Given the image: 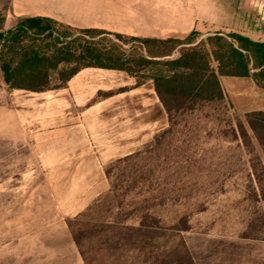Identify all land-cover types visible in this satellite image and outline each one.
Wrapping results in <instances>:
<instances>
[{
	"label": "rangeland",
	"instance_id": "374dc122",
	"mask_svg": "<svg viewBox=\"0 0 264 264\" xmlns=\"http://www.w3.org/2000/svg\"><path fill=\"white\" fill-rule=\"evenodd\" d=\"M220 82L224 100L177 117L171 132L156 106L150 114L160 129L150 141L101 149L44 145L60 124L46 108L50 100L10 90L0 73V264H264V239L241 236L264 211L250 174L253 164L264 166V142L236 134L253 108V86L248 78ZM149 144L155 150L121 165L142 171L139 189L122 208L111 198L96 205L110 186L105 168ZM144 212L152 226L139 229Z\"/></svg>",
	"mask_w": 264,
	"mask_h": 264
},
{
	"label": "trees",
	"instance_id": "16d2710c",
	"mask_svg": "<svg viewBox=\"0 0 264 264\" xmlns=\"http://www.w3.org/2000/svg\"><path fill=\"white\" fill-rule=\"evenodd\" d=\"M3 20L4 15L0 14V73L2 82L10 90H59L85 67L122 71L135 79V85L151 81L168 117L169 128L164 133L171 132L177 117L223 101L222 77L248 78L255 87L264 89V42L238 33L215 32L201 36L191 31L179 38H140L95 28L76 29L48 17H22L13 28L4 30ZM56 27L62 30L58 32ZM71 35L73 38L67 39ZM128 43L133 45L126 47ZM236 134L244 140L252 137L263 143L264 110L247 112L244 122L237 125ZM158 138L154 136V144L159 142ZM151 145L105 168L110 186L96 205L111 198L117 208H122L125 195L138 188V182L144 181L145 176L138 168L126 171L121 165L155 150ZM250 174L258 188L253 199L264 206V166L253 164ZM125 178L128 183L124 186ZM85 215L84 212L76 220ZM149 215L148 212L141 215L139 229L152 226L145 223ZM71 234L78 245L73 230ZM241 236L264 239V211L248 219Z\"/></svg>",
	"mask_w": 264,
	"mask_h": 264
},
{
	"label": "crops",
	"instance_id": "0c3cea01",
	"mask_svg": "<svg viewBox=\"0 0 264 264\" xmlns=\"http://www.w3.org/2000/svg\"><path fill=\"white\" fill-rule=\"evenodd\" d=\"M0 14L4 30L22 17H48L76 29L130 37L233 32L264 42V0H0ZM251 84V111L264 110V89ZM107 92L112 93L97 99ZM35 94L50 100L46 108L60 123L47 133L46 146L138 149L160 129V117L150 114L156 106L159 114L162 109L151 81L135 85V79L122 71L85 67L65 87Z\"/></svg>",
	"mask_w": 264,
	"mask_h": 264
}]
</instances>
